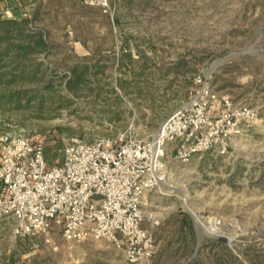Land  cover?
Returning a JSON list of instances; mask_svg holds the SVG:
<instances>
[{"label": "rangeland", "instance_id": "374dc122", "mask_svg": "<svg viewBox=\"0 0 264 264\" xmlns=\"http://www.w3.org/2000/svg\"><path fill=\"white\" fill-rule=\"evenodd\" d=\"M114 3L113 19L83 0L0 7V20L40 8L23 38L10 30L9 42L0 41V139L39 141L50 164L73 139H151L205 82L234 107L254 109L256 119L223 147L187 162L167 153L166 178L143 206L155 242L149 264L195 257L203 264H264V0ZM34 32L47 38L48 50L36 46ZM11 43L17 48L3 51ZM55 232L57 251L1 224L0 264H129L106 240L67 242Z\"/></svg>", "mask_w": 264, "mask_h": 264}, {"label": "built area", "instance_id": "2783aa9c", "mask_svg": "<svg viewBox=\"0 0 264 264\" xmlns=\"http://www.w3.org/2000/svg\"><path fill=\"white\" fill-rule=\"evenodd\" d=\"M83 2L114 18V0ZM255 119L254 109L234 107L204 82L151 139H73L50 164L43 143L7 135L0 139V225L11 223L16 236L40 239L53 251L59 249L56 230L67 242L106 240L129 264H149L155 242L144 227V197L164 182L167 153L187 162L223 147Z\"/></svg>", "mask_w": 264, "mask_h": 264}, {"label": "trees", "instance_id": "16d2710c", "mask_svg": "<svg viewBox=\"0 0 264 264\" xmlns=\"http://www.w3.org/2000/svg\"><path fill=\"white\" fill-rule=\"evenodd\" d=\"M15 4H16V0H11V1H5V0H0V7L3 9V10H6V9H10V10H15L14 7H15ZM96 8V7H95ZM39 6L37 8L36 7H32L31 11H30V17H26L24 19H5V20H0V41H7L9 42V40L12 38V35H9V31L12 30V31H17V36L19 38H23L24 37V30H25V27L26 25L31 22V21H35L37 19V16L39 14ZM97 11L98 13H102L101 10L99 8H97ZM104 16H107L105 14H103ZM32 16V17H31ZM34 36H38V38L36 39V46L40 49V50H48L49 48V43H48V40L47 38L41 33V32H34L32 34V37ZM10 47H5V49H3V51H5L6 53L8 51L12 49H16L17 46L13 43H11V45L9 44ZM22 46V45H21ZM21 46L19 47L20 49H22V53L26 54V53H30V52H34L33 49H28L26 47H22ZM19 49V50H20ZM21 51V50H20ZM74 74L73 76H78L76 75V72H75V68H72ZM215 244L216 243H211V244H207L208 246H211L210 247V250L215 247ZM189 264H203V262L200 260V258L198 257H195L193 260H191L189 262Z\"/></svg>", "mask_w": 264, "mask_h": 264}, {"label": "crops", "instance_id": "0c3cea01", "mask_svg": "<svg viewBox=\"0 0 264 264\" xmlns=\"http://www.w3.org/2000/svg\"><path fill=\"white\" fill-rule=\"evenodd\" d=\"M34 7H36V5ZM0 191H1V183H0ZM155 194H156L155 191L148 192L144 197V205L146 202H148L149 198H151L150 196L151 195L154 196Z\"/></svg>", "mask_w": 264, "mask_h": 264}, {"label": "water", "instance_id": "95a60500", "mask_svg": "<svg viewBox=\"0 0 264 264\" xmlns=\"http://www.w3.org/2000/svg\"><path fill=\"white\" fill-rule=\"evenodd\" d=\"M199 241H200L199 243L201 244V242L203 241V238H202V237H200V240H199ZM200 244H199V245H200Z\"/></svg>", "mask_w": 264, "mask_h": 264}, {"label": "bare ground", "instance_id": "6f19581e", "mask_svg": "<svg viewBox=\"0 0 264 264\" xmlns=\"http://www.w3.org/2000/svg\"><path fill=\"white\" fill-rule=\"evenodd\" d=\"M163 184V182H161V185Z\"/></svg>", "mask_w": 264, "mask_h": 264}]
</instances>
